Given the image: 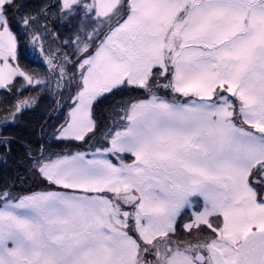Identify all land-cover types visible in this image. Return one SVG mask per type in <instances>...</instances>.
<instances>
[{
  "label": "snow or ice",
  "instance_id": "6c2138e0",
  "mask_svg": "<svg viewBox=\"0 0 264 264\" xmlns=\"http://www.w3.org/2000/svg\"><path fill=\"white\" fill-rule=\"evenodd\" d=\"M0 264H264V0H0Z\"/></svg>",
  "mask_w": 264,
  "mask_h": 264
}]
</instances>
